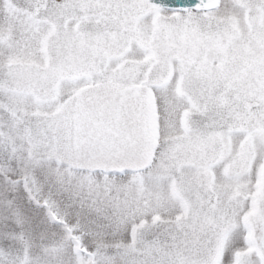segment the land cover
I'll return each instance as SVG.
<instances>
[{
  "label": "snow or ice",
  "instance_id": "obj_1",
  "mask_svg": "<svg viewBox=\"0 0 264 264\" xmlns=\"http://www.w3.org/2000/svg\"><path fill=\"white\" fill-rule=\"evenodd\" d=\"M0 264H264V0H0Z\"/></svg>",
  "mask_w": 264,
  "mask_h": 264
}]
</instances>
